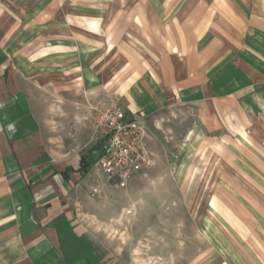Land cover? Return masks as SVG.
I'll list each match as a JSON object with an SVG mask.
<instances>
[{"label":"crops","instance_id":"1","mask_svg":"<svg viewBox=\"0 0 264 264\" xmlns=\"http://www.w3.org/2000/svg\"><path fill=\"white\" fill-rule=\"evenodd\" d=\"M11 1L0 0V264H102L84 223L106 220L112 185L82 168L102 149L90 152L98 142L77 92L119 96L128 117L178 102L228 117L234 134L242 124L241 171L264 195V0ZM53 88L67 117L37 111ZM252 191L254 215L238 219L264 256V203Z\"/></svg>","mask_w":264,"mask_h":264},{"label":"rangeland","instance_id":"2","mask_svg":"<svg viewBox=\"0 0 264 264\" xmlns=\"http://www.w3.org/2000/svg\"><path fill=\"white\" fill-rule=\"evenodd\" d=\"M19 1L12 0V7ZM37 1L22 3L32 7ZM171 1L189 8L196 0ZM60 2L61 7L76 5V0ZM79 97L85 98L87 116L80 106L76 114L84 120L91 121L93 106L124 109L119 96L77 92L75 102ZM66 99L54 88L44 89L35 104L49 119L67 117L61 107ZM227 119L204 106L178 102L148 119V143L157 164L125 188L108 183L106 220L84 223L102 264H264V256H256L245 242V224L238 219L254 215L245 206L252 189L241 171L245 152L237 141L244 128L237 123L234 134L225 126ZM252 195L264 203L260 191ZM236 232L240 239H234Z\"/></svg>","mask_w":264,"mask_h":264},{"label":"built area","instance_id":"3","mask_svg":"<svg viewBox=\"0 0 264 264\" xmlns=\"http://www.w3.org/2000/svg\"><path fill=\"white\" fill-rule=\"evenodd\" d=\"M91 111L93 138L103 142L102 154L94 168L107 183L125 188L134 177L157 164L149 147L148 117L144 113L134 112L128 117L116 105L93 106ZM100 193L98 186L89 195L94 198Z\"/></svg>","mask_w":264,"mask_h":264},{"label":"trees","instance_id":"4","mask_svg":"<svg viewBox=\"0 0 264 264\" xmlns=\"http://www.w3.org/2000/svg\"><path fill=\"white\" fill-rule=\"evenodd\" d=\"M103 149V142H98L93 149H91V154H94L97 150ZM101 156V155H100ZM97 159H94L92 161H89L86 165H84L82 168L84 171H88L91 167H93L96 163Z\"/></svg>","mask_w":264,"mask_h":264}]
</instances>
